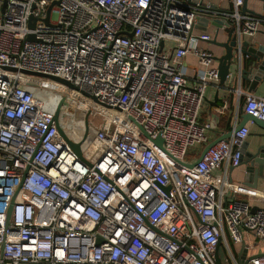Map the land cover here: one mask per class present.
I'll return each instance as SVG.
<instances>
[{"label":"built area","instance_id":"obj_1","mask_svg":"<svg viewBox=\"0 0 264 264\" xmlns=\"http://www.w3.org/2000/svg\"><path fill=\"white\" fill-rule=\"evenodd\" d=\"M53 1L0 0V264H216L217 244L222 264H239L232 246L246 250L248 234L264 240V204L249 202L264 193L227 177L252 121L197 159L210 128L197 116L218 73L196 45L210 36L188 34L196 7L58 0L47 11ZM240 4L231 0L237 35L264 34V4L255 16ZM187 53L198 66L191 84ZM235 94L242 114L264 122V96ZM60 97L67 139L82 134L61 125L66 108L86 128L88 113L98 118L79 157L52 120ZM246 264H264V253Z\"/></svg>","mask_w":264,"mask_h":264},{"label":"water","instance_id":"obj_2","mask_svg":"<svg viewBox=\"0 0 264 264\" xmlns=\"http://www.w3.org/2000/svg\"><path fill=\"white\" fill-rule=\"evenodd\" d=\"M246 1L247 0H241V4L238 7V13L240 15H244L247 13L254 14V12L246 8ZM256 1H259L263 6L264 0H256ZM57 2L58 0L51 2L47 7V11L49 10L52 4H55ZM189 2L196 7V9L194 10L195 21L191 25L188 31L189 35L191 33L192 28L205 30L207 23L215 27L214 38L219 28H221L222 31L225 33L224 41L216 42L214 38L212 40H209L216 46L221 47L223 50L222 54L218 56H212V59L217 62L216 68L218 73V80H217L218 85L221 86L225 82L227 77L233 76L236 79L238 78L248 81L249 90H253L255 85L264 78V60L262 59L263 54L252 52L251 48L247 46L246 42L244 40H241V37L237 35L236 23L234 20L230 18V13L232 12L231 1L226 9H220L214 5L202 4V0H189ZM2 5H4V0H2ZM42 20L45 23L47 22L46 17H44ZM34 21L35 18L29 15L27 21L28 28H33ZM25 39L28 41L35 40L33 34L30 33L26 35ZM247 58L250 59L247 60ZM21 71L29 75L48 77L57 82H61L63 84L70 86L68 82L54 76H49L35 72H28L25 70H21ZM62 102L63 99L62 97H60L53 111L52 120L55 123L58 133L62 137H65L63 130L59 127L57 123L59 109ZM247 120H251L252 122L258 124L261 128L264 129V122L258 120L257 118L252 117L251 115L241 114L240 121L234 124V126L228 132L217 137L211 142L206 143L201 148L197 159H199L210 146H212L213 144H215L220 140L226 139L230 135L232 129L233 130L238 129ZM86 131L87 128L86 126H84L82 135L78 141H71L65 137L68 146L78 157L80 156V143L84 140L86 136ZM154 141L158 146H160L161 139L158 136L155 138ZM239 151H240V159L238 164L240 163L245 164V173H246L245 179L250 183V185L255 186L258 178L264 179V141L259 143L255 148L250 150L246 148L245 142L242 141L239 147ZM192 164L193 162L187 165L189 166ZM11 204L12 201L10 202L8 209L6 211V217H5L6 222L8 220ZM255 209L256 207H251L250 210L254 211ZM96 241L98 242L100 241V239L97 238ZM217 247L218 244L216 245L214 251L215 263L222 264L217 254ZM236 257L239 261V264H246L249 258L252 257V255L250 256L246 255V250L243 248V243H241L240 249Z\"/></svg>","mask_w":264,"mask_h":264},{"label":"crops","instance_id":"obj_3","mask_svg":"<svg viewBox=\"0 0 264 264\" xmlns=\"http://www.w3.org/2000/svg\"><path fill=\"white\" fill-rule=\"evenodd\" d=\"M231 0H202V4L214 5L220 9H226ZM261 3L256 0H247L246 8L254 12V14L247 13L248 15H259L262 12ZM215 27L207 23L205 30L198 28H192L191 36H196L200 33H206L210 36L209 40L214 38ZM209 40L202 41L196 39V45L199 48L208 50L212 56H218L222 54L221 47L216 46ZM216 42L225 40V33L221 28L218 29L214 38ZM241 40H244L254 53L263 54L264 60V34L260 30L252 35H243ZM173 46L172 43L168 44V53ZM250 58H247V60ZM181 64L184 66L188 83H193L196 76L197 64L195 57L187 53L181 58ZM212 65L217 67V62L213 60ZM239 88L243 92H250L256 96H264V78L259 81L253 90H249V82L243 79H236L233 76L227 77L225 82L220 86L218 83L210 84L207 86L204 92V98L201 102V106L198 112V122H207L210 128L206 131V142L200 147L202 148L206 143L211 142L217 137L228 132L234 124L240 121V115L242 114L241 108L243 106V99L236 97L235 90ZM248 128V134L243 140L248 150L255 148L259 143L264 141V129L254 122L246 123ZM221 167L212 171L213 175H217L221 172ZM245 164H238L235 167H228L227 177L230 181L235 183H242L246 186L254 188L264 193V179L258 178L256 185L252 186L245 179ZM230 191L225 192V199L230 196ZM240 197L239 195H237ZM252 207L261 206L264 201L259 202L256 200L249 201ZM246 255H254L264 253V240H257L250 234L247 235L245 241ZM241 245L232 246V251L236 256Z\"/></svg>","mask_w":264,"mask_h":264},{"label":"rangeland","instance_id":"obj_4","mask_svg":"<svg viewBox=\"0 0 264 264\" xmlns=\"http://www.w3.org/2000/svg\"><path fill=\"white\" fill-rule=\"evenodd\" d=\"M38 97L41 99L42 98V95L41 93H38ZM50 99L53 98V96H49ZM67 109V108H66ZM69 109V108H68ZM66 113V112H65ZM62 113V116H61V119H60V122H61V125L68 131H71L70 134H73V135H78L79 133L82 134L83 132V129H84V125H81V122H79V120H77V118L74 116L71 117V116H68V113ZM88 122H87V131H86V136L84 138V140L80 143V148H83L87 141L92 137L93 135V131H94V125L92 124V120H95V121H98V118L96 116H93L91 115V113H88ZM75 129V130H74ZM80 134V135H81ZM76 141H78V139H76ZM219 256L224 259L222 257V251L220 250L219 251ZM223 261V260H222Z\"/></svg>","mask_w":264,"mask_h":264},{"label":"bare ground","instance_id":"obj_5","mask_svg":"<svg viewBox=\"0 0 264 264\" xmlns=\"http://www.w3.org/2000/svg\"><path fill=\"white\" fill-rule=\"evenodd\" d=\"M38 93H39V92H38ZM38 93H36V97H37V98H39V97H38ZM51 100H52V99H51ZM71 110H74V109H72V108H71V109H68V108L66 109V112L68 113V115L71 116V117H73V118H74V116H75L76 118H78V116H77V114H76L77 111H75V112H76V113H75V112H72ZM74 130H75V129H74ZM69 132L71 133V131H69ZM79 134H80V133H79ZM79 134H78V135H79ZM76 136H77V135H76Z\"/></svg>","mask_w":264,"mask_h":264},{"label":"flooded vegetation","instance_id":"obj_6","mask_svg":"<svg viewBox=\"0 0 264 264\" xmlns=\"http://www.w3.org/2000/svg\"><path fill=\"white\" fill-rule=\"evenodd\" d=\"M217 249H219V246H218V248Z\"/></svg>","mask_w":264,"mask_h":264}]
</instances>
